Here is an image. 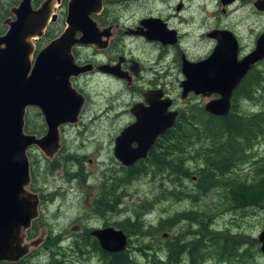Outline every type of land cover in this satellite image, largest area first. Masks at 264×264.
Returning a JSON list of instances; mask_svg holds the SVG:
<instances>
[{
  "label": "rangeland",
  "instance_id": "rangeland-1",
  "mask_svg": "<svg viewBox=\"0 0 264 264\" xmlns=\"http://www.w3.org/2000/svg\"><path fill=\"white\" fill-rule=\"evenodd\" d=\"M178 1L166 0L165 5L155 6L153 0H148V6L145 8L152 9L154 13L160 12L166 16L169 14L177 16L170 19V21L182 32L184 36L183 46L186 49L185 54L192 60L205 50L212 49L213 43L202 34L210 30L216 23L228 25L239 33H242V40L245 43V54L248 53L247 51L250 47H253L252 36L254 32L264 27V11L257 12L254 9V0H233L231 4L226 5H222L221 0H182L183 9L180 12H176L174 5L175 3L178 4ZM66 2L67 0H62L58 5L54 3L56 6L55 13L59 19L48 27L52 34L57 35L65 25ZM145 8L141 7L138 11L130 7L115 10V17L120 25L116 28L119 31L116 36L118 39L110 50L102 54L103 58H98L99 60H106L108 57L111 58V56L123 51L128 59L136 60L138 58L140 60L143 68V79L134 81L133 86H130L125 84V80L119 83L98 74L90 77L82 76L75 78L72 80L75 87H81L88 96L82 107L79 121L60 126L61 139L66 147L56 157L52 156L51 158L47 157L36 145H32V147L30 146L27 149L30 171H33L28 189L34 192H44L46 196L42 206L39 207L36 219L32 223L35 235L31 239L35 238L42 231L46 232V238L44 239V243H39L36 247L30 249L24 260V264H48L50 251L56 254L55 257L58 255L59 259L61 257L57 251L64 252V259L70 261L72 264L100 263L96 255L83 258L76 256L71 250L75 239L79 238V241L81 234L88 230L87 227L100 226V223L106 220V217L89 219L85 215L86 208L88 207L85 192H89L86 182H89L92 186H97L104 178L106 183L105 194L113 191L112 185L115 182L113 168H117L120 171V173L119 171L116 172L118 173V179L116 178V180L117 182L120 181L119 183L122 182L121 178L124 173L119 167V165H122L111 154L108 144L113 139V136L130 120V115L126 113V108L130 107L132 100L135 98L132 93L133 90H136L135 88L146 86L149 80H161L168 93L175 98L176 105L179 108H186V106L188 107L191 104L203 107L208 100L216 97L215 94H212L210 97L193 94L186 99H182L179 84L180 80L184 77L181 72L180 60H175L174 52H166L163 59H158V57H155L157 52L147 49L140 38L129 36L131 34L127 32V28L132 27L136 19L147 13ZM210 10L213 13L212 19L208 18V15H204L205 11L208 12ZM189 16H193L192 21L188 20L186 24L179 22V19L182 20L184 17L189 18ZM194 18H196L195 21H193ZM189 22L191 23L188 28ZM2 25L7 27L6 24ZM48 41L49 37H46L45 34L38 39L34 45V54L45 46ZM95 49L94 47L93 50H87L80 46L76 48L74 54L82 60L87 56H96L94 53ZM34 54L31 56V59L34 57ZM150 66H153L152 68L157 72H151ZM255 67L262 70L264 74V61L260 65H255ZM238 107L243 111H254L259 108L258 105L245 100H239ZM28 109L27 115L30 125L40 126V134H42L46 129V125L41 113L36 107H29ZM95 149L100 150V155L96 156L97 161L95 159L93 164L88 163L84 159L82 160L85 161L83 162V166L81 165L77 169L72 160H64L67 154L81 155L86 153L88 157H93ZM263 150L264 142H261L254 149V154L259 155ZM110 155H112L113 161L109 157ZM110 161L112 162L111 164ZM198 162V160L188 162L186 167L194 168ZM54 163H58L59 166L53 168ZM107 166L108 168L105 169ZM244 169L245 173L249 175L250 166L248 163L245 164ZM76 171L81 172L80 176L72 178L70 174ZM104 172L105 177L103 175ZM120 174L122 175L120 176ZM172 181L173 176L170 175L169 170H161L158 166L156 169V167L150 166L147 169V173L142 174L129 184L121 185L117 188V193L121 194V190L125 188L130 195L122 197L120 201L121 206L118 208L119 212L108 216L107 220L112 223L114 219L122 221L127 217L133 220L139 214H135L134 216V213L130 212L133 211L130 210V207L134 206L135 209L138 204L145 202L148 204V212L142 214L139 219L143 220L146 226L149 224L154 226L160 219L168 218L175 215V213L192 210L196 205L205 202L212 209L210 229L228 231L230 234L242 235L244 238L247 236L256 240H251V243H244L241 247V251L248 249L251 254L249 257L244 256L240 259L220 263L211 260L208 261V264H264V254L260 251V242L257 238L264 226L263 209L253 207L246 209L231 208L230 205L225 204L223 198H220L217 192H212L208 197L200 196L201 199L197 203L196 201L183 198L185 197L184 195L180 196L181 200L169 198L167 190L178 188L179 191L185 193L182 188L187 183L191 186L193 184L190 180H180L173 185ZM164 190L166 193H164ZM191 191L194 192L193 190ZM162 192L164 193V199L162 198L163 200L159 201L156 197ZM197 195L199 194L197 193ZM124 204H128L129 206L124 207ZM187 223V221H182L173 229L161 231L159 236L153 235V237H148L147 240L145 238V240L152 243V245L164 246V242L168 239L181 235L188 241L194 237L192 232L196 229V226L193 224L187 225ZM75 224H78L79 228L74 230ZM127 236L129 237V235ZM138 237L135 235L129 237L130 243L128 242V245H130V248L138 246L142 242ZM54 241H57V247L54 246ZM0 264L12 263L6 262Z\"/></svg>",
  "mask_w": 264,
  "mask_h": 264
},
{
  "label": "water",
  "instance_id": "water-1",
  "mask_svg": "<svg viewBox=\"0 0 264 264\" xmlns=\"http://www.w3.org/2000/svg\"><path fill=\"white\" fill-rule=\"evenodd\" d=\"M59 2L43 0L33 7L32 0H20L10 9L14 18L4 20L7 29L0 34V262H17L42 241L41 237L27 240V230L38 215L39 205L37 193L28 189L27 149L36 145L47 156L56 151L59 126L77 121L84 103L71 77L91 68V64H77L72 49L89 44L102 48L107 44L102 37L111 33L109 29L99 30L90 16L100 10L102 0H68L63 31L31 59L33 43L56 18L52 10ZM255 6L264 9V0H257ZM146 22L151 25L150 38L163 43L175 41V32L168 31L160 20ZM209 36L217 40L211 54L195 63L182 59L185 79L180 82L181 97L189 92L204 96L215 93L219 96L208 100L204 109L222 116L230 109L232 92L239 81L251 65L264 58V33L257 38L254 49L240 59L231 32L213 30ZM121 60L114 66L103 64L98 68L125 77L119 69ZM159 98L146 94V107L140 103L130 107L135 121L120 131L114 146V156L122 165L144 158L157 136L173 125L177 110H168L169 98ZM30 106L37 107L44 118L47 131L41 137L24 131V115ZM132 141L137 145L132 146ZM90 234L107 252H120L128 246L129 238L122 229L95 228ZM257 238L264 254V226Z\"/></svg>",
  "mask_w": 264,
  "mask_h": 264
},
{
  "label": "trees",
  "instance_id": "trees-1",
  "mask_svg": "<svg viewBox=\"0 0 264 264\" xmlns=\"http://www.w3.org/2000/svg\"><path fill=\"white\" fill-rule=\"evenodd\" d=\"M19 1L0 0V34L5 31L6 27L2 23L10 15V8ZM41 1L33 0L34 5ZM45 36L50 40L55 34L50 33L47 28ZM239 100L252 102L259 108L243 111L238 107ZM28 112L27 110L24 116V130L38 133L41 128L30 125ZM261 142H264V74L253 65L233 90L227 114L213 115L196 104L181 109L173 125L159 136L144 161L136 162L128 167L129 169H121L125 173L119 186L127 185L144 175L150 166L156 169L158 166L161 170H169L173 176V185L180 180L193 182L192 186L187 183L182 188L185 193L178 188L167 190L169 198L181 200L180 196L184 195L183 198L197 203L201 199L200 196L208 197L212 192H217L231 208L253 207L264 210V150L259 155L254 154V149ZM193 160H198V164L194 168L186 167V164ZM246 163L250 166L249 175L245 173ZM31 174L33 175V171ZM164 193L156 198L163 200ZM104 195L107 198L109 193ZM126 195L130 194L123 188L121 199ZM104 202L107 203V199H104ZM99 206L103 209V205ZM125 206L129 205L124 204ZM147 206L148 204L141 202L135 209L134 206L130 207L134 216L139 214L133 220L127 217L121 222L110 223L122 229L129 237L139 236L138 239L142 242L138 246L130 248L128 245L123 251L107 252L87 230L81 234L80 242L79 238L75 239L71 251L83 258L96 255L99 264H208L211 260L220 263L251 255L248 249L241 251V247L255 239L210 229L212 209L205 202L196 205L192 210L160 219L154 226H146L143 220L139 219L142 214L148 212ZM104 207L105 210L108 209L107 205ZM182 221H187V225L196 226L192 239L187 241L184 236L179 235L168 239L164 246L152 245L146 241L153 235L159 236L161 231L173 229ZM32 228L33 224L27 230V238L35 235ZM56 245L57 241H54V246ZM57 252L61 258L59 259L58 255L55 257L56 254L50 251L48 264H72L64 259V252ZM26 257L27 255L12 264H24Z\"/></svg>",
  "mask_w": 264,
  "mask_h": 264
},
{
  "label": "flooded vegetation",
  "instance_id": "flooded-vegetation-1",
  "mask_svg": "<svg viewBox=\"0 0 264 264\" xmlns=\"http://www.w3.org/2000/svg\"><path fill=\"white\" fill-rule=\"evenodd\" d=\"M61 1L62 0H60V2ZM256 1L257 0H254V2H253L254 9L257 12L264 11V9H257L256 8V6H255V2ZM60 2L58 4H60ZM220 2H221L222 5H226V4H231V2H233V0H229V1L225 2V3L222 2V0H221ZM153 4L155 6H160V5H163V4L165 5L166 4V0H153ZM32 5H33V7H37L38 6V5H34L33 0H32ZM14 6H16V5H14ZM53 6H54L53 7L54 9L52 10V13H55V7L56 6L55 5H53ZM147 6H148V0H102L100 10L97 11V12H95V13H91L90 16L96 22L99 30L109 29V31L111 33L106 38L105 37H102L103 40H106L107 41V44L104 47H102V48L97 47L94 44H89V45H85V46L83 45V46H81V47H83V48H85L87 50H93L94 47H95L96 49L94 50V53L96 54V56H94V55H92L91 57L90 56H87V57H85L84 59L81 60V58H79L78 56H75V54H74L76 48L77 47H80V46H74L73 49H72L73 54H74V58H75V61H76L77 64H91V68L88 69L85 73H81V74H79L77 76L71 77V84H72V86L78 92H80L81 94H83V96H84V103L86 102V99H87L88 94L85 91H83L81 89V87H75V85L72 82V80H74L75 78L82 77V76L90 77V76H92L94 74H98V75H102L104 77L110 78V79H112V80H114L116 82H119V83H121V81L125 80V84L130 85V86H133L134 81H137L138 79H143V75H142L143 68H142L141 62H140V60H138V58L136 60L128 59L127 56L125 55V53H123V51H120V53L115 54L114 56H111V58L108 57V59H106V60H103V59H100L99 60L98 58H103V55L102 54L105 53V51L110 50L114 46L115 41L118 39L116 36H117V33H119V31L116 28H118L120 25L118 24L117 18L115 17V10L118 9V8H124L125 9V8L130 7V8H135V10L138 11V9H140L141 7L142 8H145ZM66 9H67V2H66ZM182 9H183V2H182V0H179L178 1V4L175 3L174 10L176 12H180ZM145 10H146L147 13H145L143 16H141L138 19H136L134 21V24H132L133 25L132 27H128L127 28V32L129 34H131L129 36L140 38L142 40L143 45L144 44L146 45V46L145 45L144 46L147 47V49H149V50H155L157 52L155 57H158V59H163L165 57V53L166 52H170V53H173L174 52L175 60H180L181 72H182V63H183L182 62V59H183V57L185 58V60H188L190 62L195 63V62H198V61H201V60L205 59L209 54H211V52L213 51V48L217 44V40L214 37L209 36V33L211 31H213V30H219V31L226 30V31L231 32L232 35H233V38L235 40V43H236L237 57H238V59H240V58H242V57L245 56V43L242 40V33H239L236 29H234L233 27H230L228 25H223V24L216 23V25L213 26L210 30H208L207 32H204L202 34V35H204L206 37V39H208L209 41H211L213 43L212 49L205 50L202 54H199L197 56V58H195L193 60L192 59H189L186 56V54H185L186 53V49H184L185 46H183L184 36H183L182 32L176 26H174L171 23V21H170V19L176 18L177 16L176 15H170V14L168 16H166V15H163L162 13H160V12L154 13L152 11V9H147V8H145ZM223 10L225 11V9H223ZM9 13H10V15L8 17H12L13 14L10 12V10H9ZM55 15H56V18L54 19V21H50L48 23V25L46 26L45 30L43 31V34L34 41V43H33L34 45H35V42L38 39H40L45 34L46 29L51 24L56 23L58 21L59 18L57 17V14L56 13H55ZM204 15L205 16L208 15V18H210V19H212V17H213V13L211 12V10L208 11V12L205 11L204 12ZM108 17H109V19H108ZM13 18H14V16H13ZM147 19H153V20L158 19V20H160L161 23H163L165 25V28L168 31H174L175 32V41L173 43H163L160 39H155L153 37L150 38L149 36H151V34H150L149 30H150L151 25L149 26L147 24V22H146ZM192 19H193V16H189V18L184 17V19H182V20L179 19V22L180 23L183 22V23L186 24L188 22V20L189 21H192ZM195 20H196V18H194L193 21H195ZM190 23L191 22L188 23V28L190 26L189 25ZM2 24H5L4 21H3ZM64 27H65V25H64ZM64 27H63V29H64ZM6 29H7V27L5 28V31H6ZM63 29L57 35H55L52 39H54L55 37H57L63 31ZM262 33H264V27L261 30H258L256 32H254V34L252 36V39H253L252 46L253 47H250L248 49V51H247L248 53L254 49L255 44H256V40H257V38ZM113 36H114V38H113ZM165 38L167 39V37H165ZM34 51H35V47H34V50H33L32 55L34 54ZM35 55L36 54H34V57H35ZM34 57H32V59ZM120 58L122 60L120 62L119 69H120L121 72L125 73V77H121L120 78V77H117V76H115V75H113L111 73H108V72H105V71H101L98 68L100 65H103L104 63L105 64H108L109 66H114L117 62H119V59ZM263 61H264V58L261 59V60H259L257 63H255L253 65H257V64L260 65ZM253 65H251V67ZM152 67L153 66H150V68L152 69L151 72H157ZM251 67H250V69H251ZM182 74H183V72H182ZM183 77L184 78L182 80L185 79L184 74H183ZM182 80H180V82ZM157 81H158V83H156ZM135 89L136 90H133L132 91V93L135 96V98L132 100V102L130 104V107L133 104H135V103H140L141 104V107H143V108L146 107L148 105V103L146 102L145 95L148 94V97L149 98H152L155 95H159L160 96V98H159L160 101H163L165 98H169L171 100V105L168 107V110H177V115H178L179 111L181 109H183V107L182 108L177 107L175 98H173L171 96V94L168 93V91L165 89L163 83H161V80H154V79L153 80H149V82H148V84L146 86L141 87V88H135ZM193 94H194L193 92H189L188 95L185 98H182V97L181 98L182 99H186L188 96L193 95ZM212 94H215V93H211L209 96H204L202 94H198V95H201V96H204V97H210ZM194 95H196V94H194ZM215 95H216V97L219 96L217 94H215ZM180 96H181V92H180ZM216 97H214V98H216ZM84 103H83V105H84ZM230 103H231V101H230ZM83 105H82V107H83ZM30 107H35V106H30ZM82 107H81L80 112L78 114L77 121H79V116L81 114ZM130 107L128 109L126 108V113H128L130 115V120L127 123H125V125L119 130V132L116 135L113 136V139L108 144L109 145V148H110V152L113 155H114V146H115L116 137L119 135L120 131L126 125H128L130 123H133L135 121V116L131 113ZM28 108L29 107H27V109ZM203 108H204V106H203ZM27 109H26V111H27ZM39 112H40V110H39ZM41 115H42V113H41ZM43 120H44V118H43ZM77 121H75L74 123H76ZM66 124H68V123H66ZM69 124H73V123H69ZM61 125H64V124H61ZM60 126L58 128V133H59V142L58 143H59V145H58L56 151L51 156H47L46 155L49 158H51L52 156L53 157H56L58 155V153L62 149H64L66 147V146H64V143L62 142V139H61V136L62 135H61V128H60ZM46 131H47V127H46L45 131L42 134H40L41 133V130L38 132V134H40V135H38L37 133H29V132H26V131L25 132L28 133V134H33L36 137H41V136H43L46 133ZM163 133H161L160 135L157 136V138L155 139L154 143L152 144V146L150 147L149 150H151L153 148L154 144H156L155 142L157 141V139L159 138V136H161ZM131 145L132 146H136L137 144H136L135 141H132ZM100 148H103V147H100ZM148 151H147V153H148ZM98 154L100 155V150L95 149L94 154H93V157H88V154H86V153H83L81 155H78V154H67L65 156L64 160H72L74 162L75 166H77V169H78V167H80L81 165L83 166V162H85V161H82V160H84V159L88 163L93 164L95 162L96 156H98ZM146 156H147V154H146ZM109 157L113 161L112 155H110ZM145 157L136 160L133 164H135L136 162H141L142 160L144 161ZM56 161H58V160L56 159ZM96 161H97V159H96ZM111 163L112 162L110 161V164ZM133 164L128 165V166H125V165H122L121 164L123 167H127V168H122V166H120V165H119V167H120V169L125 170V169H129L128 167L132 166ZM54 166H55L54 168H57L58 167L57 166V163H54ZM107 168H108V166L105 169H107ZM113 169H114V172H115L114 173V176H115L114 177V179H115L114 181L115 182L113 181L114 182L113 185H112L113 191H109V196L107 198L104 197V194H105V191H106V185H105L106 183H105V179L104 178L102 179V181L97 186L96 185L95 186H92L89 182H86L87 185H88V187H89V192L88 191L85 192V197H86V199L88 201V207L86 208V214L85 215L89 219L97 218V217H106V220H103L100 223V226L87 227V229L89 230V233H90L91 230H93L95 228L113 227V228L120 229L117 226L111 225L112 222H109L107 220V217L108 216H112L113 213L116 214V212H119L118 208L121 206L120 193H117L116 192V190H117V188L119 187V184H120L116 180V178L118 176V173H116V172L119 171V170L117 168H113ZM29 170H30V167H29ZM119 173H120V171H119ZM123 173H125V172H123ZM80 174H81V172L76 171V172H73L70 175L72 176V178H78L80 176ZM103 175L105 177V172L103 173ZM121 175L122 174H120V176ZM30 180H31V171H30ZM41 190H43V189H41ZM35 193H37L38 199H39V205H38V211H39V207L42 206L43 202L46 199V196H45L44 192H36L35 191ZM104 199H107V203L104 202ZM99 205H103V209H102V206H99ZM106 205H107V208H108L107 210H105V207H104ZM117 222H121V221H117V220L114 219L113 223H117ZM73 228L75 230V229L79 228V225L78 224H75ZM41 233L38 234L39 236L37 235L36 237H41L42 238L41 243H43L44 242V239L46 238V236H45V233L46 232L42 231ZM91 236H93V235H91ZM29 239H31V238H29ZM87 248H89V247H87Z\"/></svg>",
  "mask_w": 264,
  "mask_h": 264
},
{
  "label": "bare ground",
  "instance_id": "bare-ground-1",
  "mask_svg": "<svg viewBox=\"0 0 264 264\" xmlns=\"http://www.w3.org/2000/svg\"><path fill=\"white\" fill-rule=\"evenodd\" d=\"M170 232V231H169Z\"/></svg>",
  "mask_w": 264,
  "mask_h": 264
}]
</instances>
